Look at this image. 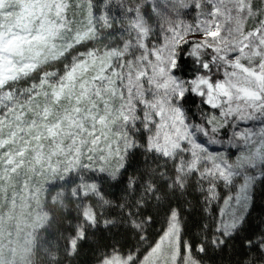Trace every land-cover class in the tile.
<instances>
[{
  "label": "snow or ice",
  "instance_id": "snow-or-ice-1",
  "mask_svg": "<svg viewBox=\"0 0 264 264\" xmlns=\"http://www.w3.org/2000/svg\"><path fill=\"white\" fill-rule=\"evenodd\" d=\"M57 4L64 9L52 17L58 24L61 16L68 22L70 10L81 9V21L96 35L69 47L58 67L47 69L31 67L28 59L17 61L10 51L30 40L33 31L0 24V57L9 56L15 64L10 77L0 81V129L8 128L0 130V165L15 163L9 149L17 131L25 137L24 128L43 118L30 114L25 102L42 90L47 98L57 96L53 85L66 89L76 81L80 91L72 98L70 126L79 120L82 128L94 129L97 121L116 117L130 135L147 141L158 125H175L194 140L190 145L182 139L183 148L200 147L219 157L206 160L208 168L193 172L182 190L190 218L197 211L194 199L201 211L210 208L216 221L211 235L207 224L200 225L205 231L197 244L189 242L190 250L197 258L210 254L209 264H264V157L259 164H236L240 139L247 138L242 130L259 127L264 136V0H53L52 8ZM8 7V0H0V20ZM126 23L139 31L128 33ZM126 36L135 48L121 51ZM101 51L118 53L107 71L93 74L90 83L77 78L88 58ZM82 97L90 98L87 107ZM63 124L60 120L49 131ZM173 215L169 210L168 217ZM167 229L166 222L155 239L137 235L133 243L110 251L126 257L121 264H171L163 255ZM186 251L181 240L175 264H183Z\"/></svg>",
  "mask_w": 264,
  "mask_h": 264
},
{
  "label": "trees",
  "instance_id": "trees-1",
  "mask_svg": "<svg viewBox=\"0 0 264 264\" xmlns=\"http://www.w3.org/2000/svg\"><path fill=\"white\" fill-rule=\"evenodd\" d=\"M159 2L162 3V0ZM73 11L77 13L74 19ZM80 11L72 9L68 12L69 20L63 29L65 34L74 32L80 21ZM125 27L130 34L139 31L128 27L127 23ZM124 39L125 47L121 51H126L129 46L135 48L127 36ZM122 130V153L117 167L85 168L78 171L77 176H71L65 182L67 184H60V202L48 208L47 225L36 234L34 246L22 264H106V261L116 258L121 264L126 257L120 252L110 251L114 245L124 248L133 243L137 235L143 237L147 234L155 239L166 222L168 234L162 241L165 258L175 260L183 240L187 250L185 261L189 264H201V261L209 264L210 254L197 258L190 250L189 242L198 243L205 231L201 224H207L208 234L211 235L216 221L210 214L211 209L201 211V205L194 199L192 207L197 211L193 214L195 219L190 218L184 211L187 205L182 190L189 185L193 172H204L208 168L206 160L212 162L219 157H213L200 147L183 148L182 138L177 141L178 149L165 152L152 147L151 136L144 141L139 136L130 135L125 126ZM242 131L247 138L240 139L241 152L236 164H259L264 157L261 128ZM187 139L190 145H194L190 135ZM169 210L174 213L172 217H168ZM224 223L230 224L229 221ZM106 250H109L107 255ZM211 264H217V261L212 260ZM253 264L256 262L253 261Z\"/></svg>",
  "mask_w": 264,
  "mask_h": 264
},
{
  "label": "rangeland",
  "instance_id": "rangeland-1",
  "mask_svg": "<svg viewBox=\"0 0 264 264\" xmlns=\"http://www.w3.org/2000/svg\"><path fill=\"white\" fill-rule=\"evenodd\" d=\"M52 2L8 0L9 7L0 24L8 26L9 30L15 26L35 33L30 40L21 41L10 50L16 54L17 61L28 59L31 67L55 69L69 47L96 35L88 30L81 19L74 32L65 34L63 17H60L59 24L52 18L64 9L59 4L53 9ZM18 4L22 7L17 8ZM4 48L8 49V45H4ZM115 55L118 53L101 51L90 56L87 64L78 71L77 78L83 76L90 83L93 74L107 71ZM14 69L11 57H0V81L7 80ZM52 91L57 96L47 98L42 90L31 102H25L30 114L43 118L37 121L35 127L24 128L25 137H20L17 131L16 142L9 149L14 153L15 163L6 167L0 165V264L25 263L34 246L36 234L47 225L48 208L60 202V184L71 176H77L78 171L85 168L114 169L122 153L120 144L123 143L124 123L119 118L109 119L107 123L97 121L94 129L82 128L79 120L72 127L67 116L72 107V98L80 91V84L73 81L66 89H57L53 85ZM82 99L83 107H87L90 98ZM60 120L64 121L63 126L53 127L49 131L50 126ZM88 123L91 124V121ZM14 126L15 121L9 125ZM0 130L7 132L8 128ZM188 136L184 128L161 124L151 134V145L172 152L179 148L177 141ZM73 143L75 148L71 147ZM18 149L20 152H17ZM109 262L119 264L120 261L116 258ZM171 264H175L174 259ZM183 264L189 263L184 260Z\"/></svg>",
  "mask_w": 264,
  "mask_h": 264
}]
</instances>
